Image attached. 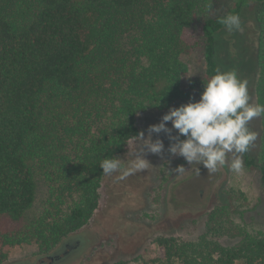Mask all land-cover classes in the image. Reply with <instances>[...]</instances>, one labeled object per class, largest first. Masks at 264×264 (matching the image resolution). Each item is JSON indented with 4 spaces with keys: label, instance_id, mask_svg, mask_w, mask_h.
I'll use <instances>...</instances> for the list:
<instances>
[{
    "label": "trees",
    "instance_id": "trees-1",
    "mask_svg": "<svg viewBox=\"0 0 264 264\" xmlns=\"http://www.w3.org/2000/svg\"><path fill=\"white\" fill-rule=\"evenodd\" d=\"M252 4L264 105V0H0V264L8 249L50 251L91 222L101 160L136 139L138 114L199 101L203 81L224 71L221 18ZM193 52L202 55L200 80L184 60ZM260 119V149L243 154L264 186ZM156 243L160 264H264V232L226 207L209 213L196 239Z\"/></svg>",
    "mask_w": 264,
    "mask_h": 264
},
{
    "label": "rangeland",
    "instance_id": "rangeland-1",
    "mask_svg": "<svg viewBox=\"0 0 264 264\" xmlns=\"http://www.w3.org/2000/svg\"><path fill=\"white\" fill-rule=\"evenodd\" d=\"M240 18L243 31L229 33L225 30L219 35L218 60L224 71H234L239 79L247 81L249 103L256 105L260 43L255 5L244 9ZM184 60L190 67V79H202L204 63L201 53L193 52ZM186 103L188 101L178 102L173 107ZM167 112L149 110L148 118L153 115L162 118ZM145 114L142 112L137 116L139 131L140 126H145ZM247 126L256 133V139L250 145L251 153L255 154L261 143L260 117L253 118ZM166 127L172 128L171 122ZM171 135L176 136L177 130L173 129ZM179 138L186 137L181 135ZM157 139L163 141L164 148L152 169L148 167L147 202L143 201L144 197L133 200L130 193L123 192L122 198L118 196L105 214L97 215L99 207L88 225L64 239L56 248L50 251H40L35 247L11 248L7 250L8 258L3 264L27 261L30 264H48V261L41 260L53 252H59L64 242L75 237L83 238V251L63 264H160L157 260L158 238L196 239L204 233L209 213L218 207L228 208L236 223L248 230L264 232L261 174L257 169L246 166L244 154L229 153L225 166L210 173L202 164L190 165L182 156L171 154L168 149L174 141L169 139V134L162 131L155 136ZM236 156L243 159L244 167L240 173L230 169L231 161ZM180 166L185 168L182 173L175 171ZM197 167L200 169L199 175L195 172ZM100 195L102 199V189ZM236 241L230 238L221 240L226 246L234 245Z\"/></svg>",
    "mask_w": 264,
    "mask_h": 264
},
{
    "label": "clouds",
    "instance_id": "clouds-1",
    "mask_svg": "<svg viewBox=\"0 0 264 264\" xmlns=\"http://www.w3.org/2000/svg\"><path fill=\"white\" fill-rule=\"evenodd\" d=\"M220 22L229 33L243 31L238 14H228ZM203 87L199 101L171 107L160 123L150 125L149 139H144L143 133L135 136L144 143L135 153V158L128 161L126 168H122L118 157L102 159L99 165L103 174L120 171L122 175L118 178L124 179L147 169L149 162L143 158V153L162 152L163 142L160 139L153 142L150 138L152 133L162 131L174 141L168 149L171 154L182 156L190 165L202 164L210 173L225 166L229 153H246L256 139V133L247 125L253 118L264 116V105L249 103L247 81L239 79L234 71L217 70L207 81H203ZM166 122H171L172 128L166 127ZM173 129L177 130L176 136L171 135ZM181 135L186 138L180 139ZM243 167L240 156L232 159L231 171L240 173ZM184 170L183 166L175 169L178 173ZM195 172L199 175L200 169L197 167Z\"/></svg>",
    "mask_w": 264,
    "mask_h": 264
},
{
    "label": "flooded vegetation",
    "instance_id": "flooded-vegetation-1",
    "mask_svg": "<svg viewBox=\"0 0 264 264\" xmlns=\"http://www.w3.org/2000/svg\"><path fill=\"white\" fill-rule=\"evenodd\" d=\"M145 113V126H140V132L144 134V139H149V126L160 123L162 118H160V115H153L148 118V111H146ZM167 123L168 122H166V124ZM154 134L155 133H152L150 137L153 142L155 141V136L159 135L155 134L154 136ZM142 143L144 142L135 139L122 154L118 155V158L121 159L122 168H126L128 161L135 158V153ZM158 155L159 154H153L147 151L143 153V158H145L149 162L148 167H150V169H152V167L157 162ZM148 167L147 169L131 174L124 179L118 178L120 175H122L120 171L114 172L111 175H105L104 182L102 183L104 185L101 188L102 204L97 215L105 214L107 212V209L111 208V205L116 202V198L118 196H122L123 192L130 193L133 200H141V198L144 197L143 201L145 200L147 202L148 198L146 196V190L148 188ZM84 245L85 242L83 238H71L62 244V246L60 247L61 250L59 252H53L45 256V259H42L41 262L48 261V264L68 263L70 260L74 259V256L79 255L83 251ZM16 264L30 263L27 261L18 262Z\"/></svg>",
    "mask_w": 264,
    "mask_h": 264
},
{
    "label": "water",
    "instance_id": "water-1",
    "mask_svg": "<svg viewBox=\"0 0 264 264\" xmlns=\"http://www.w3.org/2000/svg\"><path fill=\"white\" fill-rule=\"evenodd\" d=\"M184 101H180V103H183Z\"/></svg>",
    "mask_w": 264,
    "mask_h": 264
}]
</instances>
